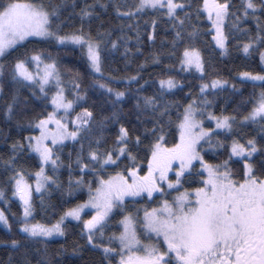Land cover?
<instances>
[{"label": "snow or ice", "instance_id": "1", "mask_svg": "<svg viewBox=\"0 0 264 264\" xmlns=\"http://www.w3.org/2000/svg\"><path fill=\"white\" fill-rule=\"evenodd\" d=\"M161 30L166 51L106 67ZM209 36L259 70L210 75ZM72 48L84 72L62 71ZM162 58L199 83L176 63L145 79ZM0 122V223L18 237L0 264H264V0H0Z\"/></svg>", "mask_w": 264, "mask_h": 264}, {"label": "trees", "instance_id": "2", "mask_svg": "<svg viewBox=\"0 0 264 264\" xmlns=\"http://www.w3.org/2000/svg\"><path fill=\"white\" fill-rule=\"evenodd\" d=\"M237 4L239 3V0H236ZM113 23H115V21L113 20ZM141 27L143 28V24L141 25ZM150 30V29H149ZM115 33L113 35L112 38H115ZM129 35H134V33H129ZM166 35V33L161 30L159 32V34L156 37L155 43H149L147 41V37L144 36V44L141 45V47L143 48V55H135L134 56V62L133 64L127 69V71H124V57H123V52H124V48L121 47L119 49V51H113L111 54V57L108 59V61L106 62V67H119L121 69V74L123 75H127L130 74L131 72L135 71L136 69V65L140 62L145 60L146 57H149L150 53L152 51H166L167 50V45L165 44L164 49H161V41L163 39V37ZM169 39H170V35H169ZM241 39H243V37H241ZM205 41H208L209 43H204L201 42L200 43V47L203 50L205 59L207 61H209V74L211 75L213 72L215 71H219L224 77L228 78L231 81H233V77L236 76V74L239 71H243V70H259L256 64V61L251 59V58H245L244 54L242 52H237L235 50V47L233 46L232 48H230L229 54L227 56H221L219 54V50L216 48L215 51H213L214 45L212 43H210L211 41V37H206ZM128 45L130 48L135 49L137 47L136 45V41L135 40H130L128 41ZM29 48L33 47V44H28L27 45ZM36 47H40V48H46L47 45L44 44H36ZM54 54H56V50L54 49ZM131 55V54H130ZM58 57L61 59L62 64H61V69L62 71L64 70V67H70L73 70L75 69H79L81 72H84V63L83 60L81 59V55L78 49L72 48L70 50H65V49H60L58 52ZM113 58H114V63H113ZM163 59V63L162 64H156L153 62H149V64L146 67V70L144 72V78L145 79H155L158 77L159 74H161L164 70V68L172 63H176V61L173 60H169L166 58H162ZM174 75H177V77L179 79L184 80L186 83L190 84V85H196L199 83L198 80V76L199 74L193 73V72H180L179 71V65L178 63H176V71L174 73H172ZM90 77L86 76V79H89ZM235 83L239 84L240 81L239 79L234 81ZM117 87H121L123 88V84L120 85H116ZM188 91L187 88H184L183 93H179V96H183L184 93H186ZM252 91V85L251 84H247L243 90V96L244 97H248V95L251 93ZM241 99V96H236L235 97V101H239ZM222 102V101H221ZM235 106V102H230L228 104V108L229 111L232 110V108ZM39 110V109H38ZM79 109H77L78 111ZM218 110V109H217ZM0 125H2V122H0ZM251 127V126H250ZM244 131H250L249 129H245ZM27 133H23V135H26ZM12 135L13 138H15L16 135V130L13 129L12 130ZM72 145L71 143H69V148H71ZM68 149L65 150V153H67ZM0 152H6V146L4 145L3 141L0 140ZM26 166L29 167L30 169H34L37 166V162L35 160H28L26 162ZM67 173H64V178L66 179ZM38 197L37 198V202H38ZM53 201H58L59 198V193L58 192H53L52 196H51ZM78 199H86V194L85 195H79L78 194ZM75 202V201H73ZM3 206V205H0ZM11 211L16 212L17 214H19L20 212V207L18 204V201H16L15 199L13 200L12 206H11ZM11 219V217H10ZM74 223V222H73ZM15 228V226H14ZM14 238H18L15 237L13 235H11L8 230L6 228H4L3 226L0 225V241H10L11 239ZM75 239V237H73L72 235H69L67 237V243L71 244L73 242V240ZM60 243H65V240L63 238H57L53 244L52 247H58ZM13 249L4 244V243H0V260L2 261H7L8 259V254L10 252H12ZM85 260L83 262V264H94L95 259L97 258V256H94L92 254L89 253H85ZM19 257L17 256V259Z\"/></svg>", "mask_w": 264, "mask_h": 264}, {"label": "rangeland", "instance_id": "3", "mask_svg": "<svg viewBox=\"0 0 264 264\" xmlns=\"http://www.w3.org/2000/svg\"><path fill=\"white\" fill-rule=\"evenodd\" d=\"M218 49V48H217ZM219 50V49H218ZM193 73H195L194 71H192ZM196 74H198V73H196ZM34 195H36V196H39V194H34ZM75 223V222H74ZM0 225L1 226H3L4 227V225L2 224V223H0ZM5 228V227H4Z\"/></svg>", "mask_w": 264, "mask_h": 264}]
</instances>
